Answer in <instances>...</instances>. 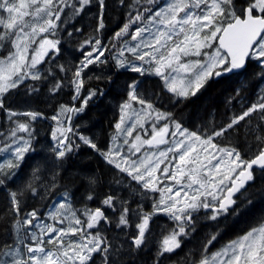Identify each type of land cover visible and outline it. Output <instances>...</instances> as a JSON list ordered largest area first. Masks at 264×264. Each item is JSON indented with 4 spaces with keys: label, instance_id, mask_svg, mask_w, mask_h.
I'll use <instances>...</instances> for the list:
<instances>
[{
    "label": "snow or ice",
    "instance_id": "1",
    "mask_svg": "<svg viewBox=\"0 0 264 264\" xmlns=\"http://www.w3.org/2000/svg\"><path fill=\"white\" fill-rule=\"evenodd\" d=\"M92 2L93 0H0V51L8 47L7 54L0 57V109H5L6 94L18 88L26 79H46L38 65L45 61L50 51L59 52L60 40L50 39L43 34L55 35L54 30L59 27L56 22L61 21L64 9L71 8L73 15H79ZM96 2L100 8L95 29L98 33L105 27V0ZM120 2L123 4L124 0ZM147 3L155 5L158 0H147ZM144 13H149L147 18ZM128 15V21L110 41L112 47H115L114 41H123L127 46L126 50L133 54L135 60L154 62V73L164 80L168 91L177 97L195 96L208 79L238 71L249 61H256L264 69V0H170L154 12L151 7H145L143 11L137 9L135 15L131 12ZM140 24L142 26L132 30L133 25ZM178 36H182V39L174 40V37ZM130 41L136 43L130 44ZM85 44L91 45V51H88L76 66L70 80L74 88L72 100H79L80 106L62 104L58 113L51 117L57 122V127L52 132V138L57 143L52 151L59 162L74 148H78L79 145L68 135L72 133L84 145L100 154L106 162L127 173L142 189L161 192V197L154 201L151 211H144L140 205L137 209H130L128 201H120L121 207L115 227H131L129 213L135 214L140 222L135 224L136 232L132 236V244L136 249H140L146 244V234H150L153 216L165 213L178 223L163 236L158 255L172 253L181 247L180 237L188 235L186 227L194 230V221L189 210L213 207L206 202V198L211 197L212 200L219 201L218 206L214 208L216 215L226 212L230 205L235 204L233 194L243 187L246 180L252 179L253 166L264 169V123L257 125L259 132L255 135V140L259 143L257 150L248 158L242 156L239 145L220 147L214 143V138L224 137L225 133L235 130V126L246 121V118L250 122L254 113L264 122V88L261 89L256 102L240 113L233 114L226 124H221L219 128L211 127L206 133L190 131L182 123L173 120L174 131L165 123L161 127L153 124L148 139L137 134L130 145L131 155L123 153L115 144L107 150H102L91 138L75 132L70 126H65L70 124L71 114L84 112L89 101L98 94L95 89H89L87 95H82L86 84L85 69L97 61L106 63V59L101 60V57L109 48L98 36L86 40ZM32 45L36 47L33 48ZM205 49L211 51H204ZM123 54L121 50L120 56ZM202 55L207 59L185 60L187 57ZM116 62L120 68L130 67L134 72L144 71L142 66H137L134 61L117 57ZM58 67L61 72L67 71L64 65ZM171 73L176 75L171 76ZM181 73L185 76L182 77ZM190 73L193 75H187ZM259 75L264 78V71ZM63 87V80H56L49 91L57 93ZM128 88V100L120 106L122 115L115 125L116 129L126 131L127 136L132 137L136 127L143 128V121L153 113L156 120L171 119V113L159 111L138 91L137 82L128 85ZM31 91L38 89L33 87ZM239 91L236 90L237 95ZM132 101L143 106L140 111L133 109ZM5 110L10 120L18 116L28 119L14 121L16 127L10 132L11 139L0 147V151L8 150L13 156V159L0 163V186L15 175L25 155L34 151L32 122L43 116V113L35 111ZM130 111L135 115V121L125 128L123 126L126 119L130 118ZM61 116L65 119L61 120ZM214 119L215 115L210 114L208 123L211 125ZM18 132L27 133V138L17 136ZM177 133L183 139L170 141L169 135L175 137ZM115 140L114 136L113 141ZM124 143L127 144L128 140ZM145 145L150 148L169 146L159 153L144 152L141 157L132 159V155L140 153ZM165 161L170 162L165 164ZM213 161L216 163L213 164ZM39 171V168L35 170L34 177ZM164 180L174 181L175 184L181 185V188L173 193L172 187L160 186ZM226 181H230L231 186L226 187L225 194V188L222 186H225ZM55 186L53 184L51 187ZM185 188L191 190V194L185 191ZM29 192L32 196L38 194L37 187L31 182L23 189L9 193L10 211L15 216V238L12 243L0 244V264H92L94 254L102 255V264H112L109 257L114 252H119V248L114 247L99 231L92 234L85 229H95L101 222L111 223L106 208L115 211L118 197L107 195L101 201L106 208L93 209L86 206L82 211L85 220L77 216V210L73 209L70 203L60 202L48 213L50 218L57 220L60 225H64L65 220L68 221L66 227H57L44 222L36 208L24 211L23 197ZM68 195L67 192L64 193L65 201ZM86 198L92 200L93 196L88 194ZM216 215L211 218L216 219ZM32 228L38 231H32ZM68 236L74 239L66 241L65 237ZM216 238L215 235L210 237L203 249L204 253H207L208 246ZM192 264H264V223L231 240L219 251L201 255Z\"/></svg>",
    "mask_w": 264,
    "mask_h": 264
},
{
    "label": "trees",
    "instance_id": "2",
    "mask_svg": "<svg viewBox=\"0 0 264 264\" xmlns=\"http://www.w3.org/2000/svg\"><path fill=\"white\" fill-rule=\"evenodd\" d=\"M163 0H158L155 5H149L147 0H105L103 22L105 27L98 33L95 31L100 8L96 0L86 6L79 15H73L71 8H65L59 27L55 29V35L50 39H59V52L50 51L38 68L46 77L40 81L26 79L18 88L10 90L5 97V109L16 112L35 111L43 113L41 118L32 122L34 151L26 154L17 173L5 184L0 186V244L12 243L15 238L13 227L15 216L10 211L11 201L9 193L23 189L29 182L33 183L38 194L32 196L26 193L23 197L24 211L36 208L40 216H46L51 205L65 192L71 197L76 206L89 208L104 207L101 201L107 195H113L119 199L115 202L116 210L106 208V214L111 223L101 222L94 230L99 231L103 237L112 242L119 252H114L110 257L112 264H192L201 255L208 254L212 249L219 247L224 242L245 234L253 227L264 223V169H254L253 176L246 188L235 197V204L216 219H212L211 211L205 208L190 210L194 230L186 227L187 236H181V247L172 253L158 255L160 242L163 236L176 227L177 221L165 213H157L150 223V234L147 235L145 246L136 249L132 244V236L136 232L135 224L139 218L129 213L131 227L116 228L121 207L120 201H128L130 209L142 206L144 211H151L155 200H159L161 192H151L142 189L141 185L133 181L131 177L109 164L91 147L84 145L82 141L69 133L70 139L79 145L78 148L57 162L52 151L57 141L52 138V132L57 127V122L51 119L59 111L60 105L80 106V101H73L74 88L70 84L72 72L84 55L91 50V45L85 41L99 37L109 50L106 51L108 62L102 65L96 63L85 69L84 79L86 84L82 89V95H87L89 89H95L97 95L88 103L84 112L71 114L69 126L81 135L91 138L102 150L111 148L115 125L121 117L120 106L128 100V85L138 83V91L153 102L160 110L171 113V119L183 124L190 131L208 132L211 127L219 128L226 124L233 114H238L252 103L256 102L262 88L264 78L259 73L264 71L256 61H249L246 66L238 71L212 77L207 80L195 96L187 98L177 97L168 91L164 80L148 69L142 72H134L129 68L117 66L114 50L120 41H114V34L129 19V13L136 14V10L143 11L145 7H151L156 11L162 6ZM149 13H144L146 16ZM141 25V24H140ZM138 25V26H140ZM136 25L132 26V29ZM79 29V31H77ZM71 32V35L68 33ZM8 47L0 51V57L6 55ZM58 65H64L67 71L61 72ZM89 77L91 79H89ZM63 80L64 87L57 93H51L49 89L56 80ZM38 91H31V88ZM239 89V95L236 90ZM99 93H103L100 95ZM234 97V98H233ZM233 98V99H230ZM5 109H0V136L4 137L16 127L14 121H24L27 117L18 116L11 120ZM210 114L215 115L212 124L208 123ZM61 120L65 117L61 116ZM264 122L259 120L257 114H253L249 120L240 122L235 130H229L224 137L214 138V142L221 147L239 145L242 156L250 157L259 143L255 135L259 132L257 125ZM65 126H68L66 124ZM4 143V142H2ZM1 145V144H0ZM40 171L35 174V170ZM55 176V180L53 177ZM94 180L95 183H90ZM164 180L160 185L171 183ZM56 186L52 188L51 186ZM46 189H48L46 191ZM93 196L92 200L86 197ZM38 231L32 228V231ZM23 235V233H21ZM217 238L203 252L207 241L211 236ZM92 264H102V255L94 254Z\"/></svg>",
    "mask_w": 264,
    "mask_h": 264
},
{
    "label": "rangeland",
    "instance_id": "3",
    "mask_svg": "<svg viewBox=\"0 0 264 264\" xmlns=\"http://www.w3.org/2000/svg\"><path fill=\"white\" fill-rule=\"evenodd\" d=\"M169 2H170V0H163L161 4H162V6H164V5H166L167 3H169ZM162 6H161V7H162ZM148 15H149V14H147V15L145 16V18H147ZM61 18H62V14H61ZM61 21H62V20H61ZM56 23L59 24L60 21H57ZM137 26H138V25H136L135 27H137ZM140 26H142V24H141ZM134 29H135V28H133L132 30H134ZM43 35H47V36L50 38V36H49L48 34H43ZM125 39H128V37H125ZM179 39H182V36L174 37V40H176V41H178ZM118 41H119V40H118ZM135 43H136V41H130V44H135ZM115 45H116V43H115ZM32 47L34 48V47H36V45H32ZM126 48H127V46L123 43V41H120V43L117 45L116 49L114 50V53H116V54H115V57H116V58L119 57L120 59H125L126 61H134L135 64H136L137 66H142V68H143L144 70L148 69L149 72H151L152 69L154 70V67H155L154 62H152V63H148V62H145V61H138V60H135L133 54L130 53V52H128V51L126 50ZM121 50H123V52H124L123 56H120V52H121ZM90 51H91V50H90ZM204 51H209V52H210L211 50H209V49H205ZM6 54H7V53H6ZM105 59H106V62H108L106 52H105L104 56L101 57V60H105ZM147 59H148V58H146V61H147ZM206 59H207V57H205V56H203V55L200 56V57L192 56V57H187V58H185L186 61H194V60H201V61H203V60H206ZM96 64H97V65H102L103 63L97 61ZM104 64H105V63H104ZM38 66H39V65H38ZM123 68H129V69H131L130 67H123ZM175 75H176V73H171V76H175ZM180 75H181L182 77L185 76V74H183V73H181ZM187 75L191 76V75H193V74L190 73V74H187ZM131 103H132L133 109H135L136 111H140V109L143 107V106L139 105L138 103H136L135 101H132ZM153 104H154V103H153ZM154 106H155L156 109H158V107H157L155 104H154ZM158 110H159V109H158ZM159 111H161V112H163V113H166V112H164L163 110H159ZM121 115H122V114H121ZM129 116H130V118H129V119H126V123H125V125L123 126V127H125V128L127 127V125L132 124V123H134V121H135V115H134L131 111L129 112ZM172 121H173L172 119H170V120H168V121H165V120H163V119H161V120H156V118H155V113H153V115H152L151 117H148V119H146V120L143 121V128H141V127H139V126L136 127V131L133 132V136H132V137H128L127 134H126V131H121V130L116 129V131H115V133H114V135H113V137H114V136L116 137V140L113 141V139H112L111 145H112V147H113V145L115 144L117 147H119V149H120L123 153H125L126 155H131V153H129L130 145H131V143L134 141V137H135L137 134L141 135V137L144 138V139H148V136H151V133H152V125H153V124H155L156 127H161V126H163L165 123H168L170 130L174 131V130H175V125H174V123H173ZM118 122H119V121H118ZM68 126H69V125H68ZM27 135H28L27 133H19V132L17 133V136H25V138H27ZM10 139H11L10 132H8L4 137L0 136V144H1L0 147H3V143H2V142L6 143V142H8ZM179 139H183V137H181V136L179 135V133H177L175 137H172L171 135H169V140H170V141L179 140ZM125 140H128V143H127V144L124 143ZM214 143H215V142H214ZM145 146H146V145H145ZM145 146L142 147L140 153H136L135 155H132V159H136L137 157H141V156L143 155L144 152H149V153H150V152H157V153H159V151L164 150V149H165L166 147H168L169 145H163V146H161V147H157V148H153V149H147V150L144 149ZM220 147H221V146H220ZM210 151H213V150L210 149ZM216 154L219 155L218 152H217ZM169 155L171 156V154H169ZM25 157H26V155H25ZM9 159H13L12 153H11L10 151H8V150L0 151V163H3L5 160H9ZM24 159H25V158H24ZM169 162H170V161H165V164H167V163H169ZM172 163L174 164L175 162L173 161ZM215 163H216V161H213V164H215ZM210 166H211V165H210ZM161 167H164V165H161ZM238 171H239V170H238ZM16 173H17V170H16L15 174H16ZM14 176H15V175H14ZM14 176H13V177H14ZM233 179H235V177H233ZM165 185L172 187V188H173V193H175V191H177V190H179V189L181 188V185L175 184L174 181H172L171 183L165 184ZM165 185H164V186H165ZM164 186H163V187H164ZM227 186H231V182H230V181H226V182H225V186H222L223 188H225V193H226V187H227ZM184 190H185V191H189L190 194H191V190H189V189H187V188H185ZM181 196H183V192L181 193ZM60 202H67V203H70L71 206H72V208L75 209V210H77V216H79L82 220H85V219H86V217H84V216L82 215V211H83V209H84L86 206H79V207H76V206L72 203L71 197L68 196V197H67V200L65 201V196H64V194H63V195H61V196H60V197H59V198H58V199H57V200L51 205V207L49 208V210H48L47 213H46V216H45V217H44V216H43V217L41 216V218L44 220V222L49 223V224H53V225H55V226H57V227H61V226H65V227H66V226H67V224H68V221H67V220H65L64 225H60L59 222H58L57 220H53V219H51L50 216L48 215V213L51 212V211H53V210L55 209V207H57L58 204H59ZM206 202H209L213 207H217L218 204H219V201H218V200H212L211 197H207V198H206ZM201 208H202V207H201ZM189 211H190V210H189ZM222 213H225V212H221L219 215H216V213L213 211L212 214H211V216L216 215V217H218V216H220ZM259 226H260V225H259ZM257 227H258V226H257ZM34 231H35V229H34ZM85 231H86V232H91L92 234H95V232H94L95 230H94V229H85ZM238 237H239V236H238ZM238 237H236V238H238ZM236 238H234V239H236ZM70 239H74V237H71V236L65 237V240H66V241H67V240H70ZM231 240H233V239H231ZM231 240H228V241L224 242L223 244H221L219 247L212 249L208 254H211V253H213V252L219 251V250H220L225 244H227V243L230 242Z\"/></svg>",
    "mask_w": 264,
    "mask_h": 264
},
{
    "label": "water",
    "instance_id": "4",
    "mask_svg": "<svg viewBox=\"0 0 264 264\" xmlns=\"http://www.w3.org/2000/svg\"><path fill=\"white\" fill-rule=\"evenodd\" d=\"M254 169H260L259 167H257V166H253V168L251 169V172H252V176H253V170ZM241 179H243V178H241ZM251 180V179H250ZM250 180H246L245 182H244V185H243V187H241L240 189H239V191H237V192H235L234 194H233V196H232V199L235 201V197L241 192V191H243L245 188H246V186H247V184L250 182ZM226 194V193H225ZM233 205H230L228 208H231Z\"/></svg>",
    "mask_w": 264,
    "mask_h": 264
},
{
    "label": "flooded vegetation",
    "instance_id": "5",
    "mask_svg": "<svg viewBox=\"0 0 264 264\" xmlns=\"http://www.w3.org/2000/svg\"><path fill=\"white\" fill-rule=\"evenodd\" d=\"M148 138H150V136H148ZM161 146H163V145L156 146V147H151V148H150V147H148V146L146 145V146L144 147V149H145V150H147V149H153V148H157V147H161ZM214 208H215V207H210V208H208V210L213 212V211H214ZM214 212H215V211H214Z\"/></svg>",
    "mask_w": 264,
    "mask_h": 264
}]
</instances>
